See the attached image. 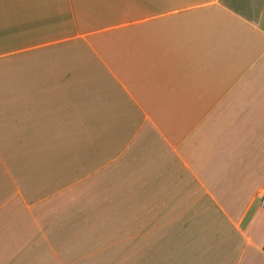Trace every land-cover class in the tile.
<instances>
[{"label":"crops","instance_id":"0c3cea01","mask_svg":"<svg viewBox=\"0 0 264 264\" xmlns=\"http://www.w3.org/2000/svg\"><path fill=\"white\" fill-rule=\"evenodd\" d=\"M263 191L264 0H0V264H264Z\"/></svg>","mask_w":264,"mask_h":264},{"label":"rangeland","instance_id":"374dc122","mask_svg":"<svg viewBox=\"0 0 264 264\" xmlns=\"http://www.w3.org/2000/svg\"><path fill=\"white\" fill-rule=\"evenodd\" d=\"M117 220V219H116ZM115 220V221H116ZM135 233V232H134ZM120 235H121V232L119 231V232H117V231H115L114 232V237L115 238H119L120 237ZM101 248H99V250H100ZM114 264H121V262L120 261H115V263ZM125 264H129V263H125Z\"/></svg>","mask_w":264,"mask_h":264},{"label":"built area","instance_id":"2783aa9c","mask_svg":"<svg viewBox=\"0 0 264 264\" xmlns=\"http://www.w3.org/2000/svg\"><path fill=\"white\" fill-rule=\"evenodd\" d=\"M261 202H262V204L264 205V191H263L262 194H261Z\"/></svg>","mask_w":264,"mask_h":264},{"label":"trees","instance_id":"16d2710c","mask_svg":"<svg viewBox=\"0 0 264 264\" xmlns=\"http://www.w3.org/2000/svg\"><path fill=\"white\" fill-rule=\"evenodd\" d=\"M264 249V248H263Z\"/></svg>","mask_w":264,"mask_h":264}]
</instances>
